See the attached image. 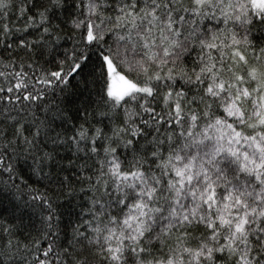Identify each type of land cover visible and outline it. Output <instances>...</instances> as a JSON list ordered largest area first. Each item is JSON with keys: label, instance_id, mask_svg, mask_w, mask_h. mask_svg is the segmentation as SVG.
Segmentation results:
<instances>
[{"label": "snow or ice", "instance_id": "1", "mask_svg": "<svg viewBox=\"0 0 264 264\" xmlns=\"http://www.w3.org/2000/svg\"><path fill=\"white\" fill-rule=\"evenodd\" d=\"M0 264H264V0H0Z\"/></svg>", "mask_w": 264, "mask_h": 264}]
</instances>
